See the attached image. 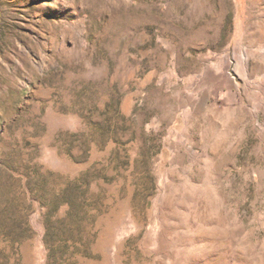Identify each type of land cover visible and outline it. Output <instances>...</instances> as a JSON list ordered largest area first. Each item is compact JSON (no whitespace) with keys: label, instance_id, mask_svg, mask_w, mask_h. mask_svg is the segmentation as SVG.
<instances>
[{"label":"rangeland","instance_id":"obj_1","mask_svg":"<svg viewBox=\"0 0 264 264\" xmlns=\"http://www.w3.org/2000/svg\"><path fill=\"white\" fill-rule=\"evenodd\" d=\"M0 264H264V0H0Z\"/></svg>","mask_w":264,"mask_h":264}]
</instances>
